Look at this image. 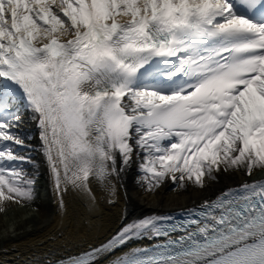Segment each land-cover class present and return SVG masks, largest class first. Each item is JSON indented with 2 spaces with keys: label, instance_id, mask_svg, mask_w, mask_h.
Segmentation results:
<instances>
[{
  "label": "snow or ice",
  "instance_id": "1",
  "mask_svg": "<svg viewBox=\"0 0 264 264\" xmlns=\"http://www.w3.org/2000/svg\"><path fill=\"white\" fill-rule=\"evenodd\" d=\"M36 121L60 212L264 171V0H0V212L31 203ZM29 168L33 169L32 171ZM122 254L117 249L133 241ZM111 257L110 259H105ZM45 264H264V178Z\"/></svg>",
  "mask_w": 264,
  "mask_h": 264
},
{
  "label": "bare ground",
  "instance_id": "2",
  "mask_svg": "<svg viewBox=\"0 0 264 264\" xmlns=\"http://www.w3.org/2000/svg\"><path fill=\"white\" fill-rule=\"evenodd\" d=\"M23 131L31 137L28 143L34 149L37 194L31 203H9L6 210L0 212V264H39L47 257L55 259L77 253L106 241L116 227L130 217L198 202L225 186L264 174V171H257L251 177L242 174L220 176L218 183H210L203 190L189 187L179 194L172 190L171 183H166L155 193H148L137 183L139 172L133 163L121 178L122 186L118 185L115 202L109 203L107 194L93 183L96 207L89 209L81 196L68 194L65 196L67 211L62 214L51 187L42 142L27 114L24 115ZM139 242L133 241L117 249L112 256L122 254Z\"/></svg>",
  "mask_w": 264,
  "mask_h": 264
}]
</instances>
